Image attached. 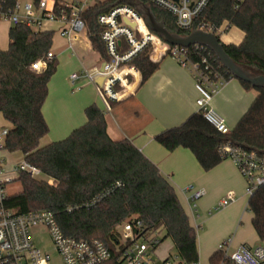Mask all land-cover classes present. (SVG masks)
I'll return each mask as SVG.
<instances>
[{"label": "trees", "instance_id": "1", "mask_svg": "<svg viewBox=\"0 0 264 264\" xmlns=\"http://www.w3.org/2000/svg\"><path fill=\"white\" fill-rule=\"evenodd\" d=\"M30 1L37 5L40 0ZM140 2L143 1L103 0L82 13L88 41L102 60L105 52L99 39L98 16L121 5L136 9ZM149 7L169 33L189 34L177 29L170 14ZM55 13H59L56 8ZM224 23L226 28L234 27L244 34L238 46L222 45L225 54L250 77L264 75V0H210L192 29L205 24L215 34ZM52 36L49 31L34 32L16 26L9 30L7 51H0V114L11 125L4 151L20 153L23 161L38 168L45 178L19 173L15 182L20 184V190L7 194L3 208L16 214L52 212L65 236L97 240L108 248L111 258L102 264H123L119 260L123 249L121 229L136 221L142 224L143 236L154 235L158 239L154 250L169 240L179 264H198L196 231L169 180L129 140L109 136L107 120L96 105L85 109L84 125L65 139L40 147V140L48 133L42 107L57 61L54 57L48 60L40 73L31 71L30 65L45 57ZM189 58L198 63L205 59L217 77L225 81L232 78L208 49H190ZM132 64L141 72L142 83L158 67L147 52ZM238 82L246 90L257 91V96L228 135L216 132L197 112L181 125L156 136L155 141L167 152L187 149L203 171L225 160L218 148L227 141L264 153V88ZM247 209L253 215L256 235L264 241V185L248 198ZM222 263L228 264L218 251L209 259V264Z\"/></svg>", "mask_w": 264, "mask_h": 264}, {"label": "built area", "instance_id": "2", "mask_svg": "<svg viewBox=\"0 0 264 264\" xmlns=\"http://www.w3.org/2000/svg\"><path fill=\"white\" fill-rule=\"evenodd\" d=\"M0 0V22L7 21L12 27L24 26L34 32H42L47 23H58L59 34L66 39L72 49L76 38L86 32V25L81 15L91 6L103 0H40L34 5L30 0ZM144 4L154 6L175 20L179 30H199L213 33L214 29L201 24L192 29L196 18L209 4L210 0H142ZM239 1V0H238ZM55 8L58 14L55 13ZM133 24L130 27L125 23ZM101 28L99 39L104 47L105 59L100 66L92 69L81 64L80 71L68 77V85L78 89L76 83L83 79L96 91L103 104L104 116L109 114L110 103L122 102L134 95L142 83L141 72L132 62L142 53L147 52L152 61L161 57H169L192 77L198 93L196 100L197 112L216 132L228 135L224 119L211 107V100L227 81L217 77L207 64L192 62L189 58L190 49H206L199 45L188 48L171 46L155 33L150 31L143 17L137 10L128 5L113 8L97 18ZM220 28L216 31L219 32ZM215 35V34H214ZM53 58L49 50L45 57L34 61L30 70L40 73L44 71L46 62ZM100 81L99 84L97 82ZM7 129H0V264H54L48 253H42L31 240L30 228L41 226L48 232L59 264H102L110 260L111 253L100 241L77 240L65 236L60 230L52 212L48 210L30 211L16 214L3 208L2 201L6 198L5 186L12 183L19 173L38 178L41 172L25 161L17 163L10 171H6L3 159L4 140ZM219 153L235 165L245 181V195L250 198L259 187L264 185V153L235 145L223 143ZM116 186H119L116 183ZM191 202L194 211L196 202L204 192L194 185H187L182 190ZM233 193H228L214 207L213 211L224 209L234 202ZM93 200L91 203H94ZM70 209V208H69ZM142 224L136 221L133 225L122 227L120 237L123 245L119 260L123 264H179V258L173 254L159 259L153 247L158 245L154 235L143 236ZM232 240L227 238L217 246L224 261L228 264H264V248L262 246H241L231 250ZM223 264V263H222Z\"/></svg>", "mask_w": 264, "mask_h": 264}, {"label": "crops", "instance_id": "3", "mask_svg": "<svg viewBox=\"0 0 264 264\" xmlns=\"http://www.w3.org/2000/svg\"><path fill=\"white\" fill-rule=\"evenodd\" d=\"M11 28L9 22H0V51L8 49ZM59 29L58 23H47L42 30L53 34L50 51L57 61V69L48 83L47 98L42 107L48 133L40 140V147L61 141L84 125L87 107L96 105L100 110L104 109L95 89L85 80L77 81L76 90L68 85V77L80 71L81 64L92 69L97 62H101L100 54L91 48L86 32L76 38L71 49L66 39L60 36ZM219 32V41L223 45L238 46L244 38L240 30L226 28L225 23ZM153 62L158 63L157 69L140 84L133 96L119 103H110L109 114L105 116L109 136L115 140H129L169 180L196 231L198 264H209L219 243L227 238L232 240V251L241 246L264 248V241L259 240L253 229V215L247 209L245 181L232 161L225 159L211 170L203 171L187 149L167 152L155 141L156 136L181 125L197 113L198 93L191 75L174 60L165 56ZM256 96L257 91L246 90L231 78L213 95L211 107L231 131ZM5 128L10 129L11 125L0 114V129ZM3 159L6 171H10L23 157L18 152H4ZM187 185H194L204 192L194 211L182 192ZM230 192L234 195V202L224 209L213 211L215 205ZM169 245L172 248L170 241ZM156 255L163 259L169 253L160 244Z\"/></svg>", "mask_w": 264, "mask_h": 264}, {"label": "water", "instance_id": "4", "mask_svg": "<svg viewBox=\"0 0 264 264\" xmlns=\"http://www.w3.org/2000/svg\"><path fill=\"white\" fill-rule=\"evenodd\" d=\"M136 10L143 17L147 28L168 45L180 46L183 48H188L192 45L202 46L214 54L223 69L230 74L233 79L247 83L253 88H264V75L250 77L241 67L236 65L225 54L222 47L223 44L220 43L219 39L213 33H207L199 30L191 31L185 36L169 33L164 24L155 19L148 5L140 2L136 7ZM125 23L130 27H133V24H129L126 21ZM99 83L100 81L97 82V84Z\"/></svg>", "mask_w": 264, "mask_h": 264}, {"label": "rangeland", "instance_id": "5", "mask_svg": "<svg viewBox=\"0 0 264 264\" xmlns=\"http://www.w3.org/2000/svg\"><path fill=\"white\" fill-rule=\"evenodd\" d=\"M25 1L26 0H24L23 2H25ZM215 35L219 39L221 32H216ZM95 65H96L95 67L100 66V62L99 63L97 62V64H95ZM101 111H103V109ZM5 129H7V128H5ZM12 157H16V156L13 155ZM37 179H45V178L43 176H40ZM19 190H20V184L18 182H15V179L12 183H9L5 186V193L6 194H12V193L18 192ZM30 236H31V240L34 243V246L36 248H38L42 253H48L50 255V257L52 258L54 264H59L57 261V255L54 251L52 242H51L49 235H48V232L45 228H43L41 226L31 227L30 228ZM161 248L164 250L166 249L167 253H169V255L174 254V249L170 248L168 240H165L164 242H162Z\"/></svg>", "mask_w": 264, "mask_h": 264}]
</instances>
